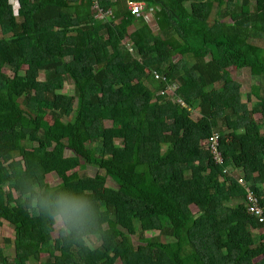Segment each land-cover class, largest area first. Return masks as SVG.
Wrapping results in <instances>:
<instances>
[{
    "label": "trees",
    "instance_id": "trees-1",
    "mask_svg": "<svg viewBox=\"0 0 264 264\" xmlns=\"http://www.w3.org/2000/svg\"><path fill=\"white\" fill-rule=\"evenodd\" d=\"M125 1L103 0V10L116 12L105 21L88 1L19 0L14 12L0 0V70L14 71L0 72V228L6 221L15 232L5 239L14 257L0 248V264H264V234H252L264 222L247 212L237 182L264 208V90L251 87L249 110L227 72L253 68L264 77V47L256 44L264 41V0H132L144 3L154 28ZM66 82L72 97L61 93ZM167 84L177 86L173 95ZM214 133L221 165L206 143ZM66 140L86 141L117 176L155 189L168 212H154L126 186L104 190L117 201L96 199L106 176L86 173L89 156H65ZM226 167L236 177L223 174ZM52 174L57 186L47 183ZM37 187L53 198L63 189L90 193L106 220L101 242L83 246L60 233L54 242L55 228L30 215L22 198ZM43 254L51 255L46 262Z\"/></svg>",
    "mask_w": 264,
    "mask_h": 264
},
{
    "label": "rangeland",
    "instance_id": "rangeland-1",
    "mask_svg": "<svg viewBox=\"0 0 264 264\" xmlns=\"http://www.w3.org/2000/svg\"><path fill=\"white\" fill-rule=\"evenodd\" d=\"M11 9L16 12L15 7H11ZM147 20L146 22L150 27L154 28L153 21L150 15V12L147 11L146 13ZM134 26L130 27L127 33V36L125 39L122 41L123 44H127L129 37L132 35L134 31ZM258 45L264 47V41L263 40H258L257 43ZM129 50V49H128ZM190 62H192L190 60ZM0 72L7 73L9 76H14V71L11 70L10 68L6 67ZM227 72L232 76L234 86L238 88L240 94H241V100L243 103H246L249 110L252 109L255 105L256 99L250 94V89L254 85L260 86L264 90V77H262L259 72L256 69L253 68H244V69H238L236 66L230 67ZM22 77V76H21ZM40 79L44 80L45 76L44 73L40 75ZM212 87L207 88V90H211ZM61 93L68 95V96H73V85L70 83H65L63 90ZM215 94L221 96L224 98L226 96V92L224 89L217 87L215 88ZM264 94V93H262ZM74 100L71 101L74 105ZM186 112V109H185ZM187 114L189 115L190 118L193 120H198L200 118V114L195 110H189L187 111ZM250 119L251 120H256L260 118L259 114H252L250 113ZM105 128L107 130L110 129V123L105 122ZM261 132H264V123L261 125ZM29 147L32 146V143L28 142L27 144ZM65 156H74L76 154H83L85 156L91 157L90 162L87 164L86 168V173L89 176H94L96 173H99L100 175H105L106 176V183L103 186H99L96 188L94 192V197L98 200H104V201H117V199L110 194H106L104 192L105 189H108L110 191H117L121 186L125 187L130 190L133 194H135L137 197L144 199L145 201L148 202V205L151 207V209L154 212L157 213H167V206L165 205V201L162 200L160 195H158L157 191L155 189H152L149 187V185H137L133 186L130 185L128 176L124 175V177L117 176L116 172H114V169L112 166H110L109 163H104V162H99L94 159L93 154L90 153L91 150L89 148V145L86 141L84 145H79V146H71L69 141H65ZM93 152V151H92ZM234 172L231 171V175L236 177V174H233ZM220 181L223 182V179L220 178ZM47 183L51 186H57L60 183V180L55 174H52L48 177ZM263 189V196H264V185L262 186ZM228 204V203H227ZM232 205V203L230 204ZM190 209L193 214L197 212V209L194 206H190ZM175 227H179L180 224L179 222H174ZM259 234L264 233V228L257 231ZM253 233L255 236V239L258 241V233ZM145 236L150 237V236H156L158 233L156 231H145L144 232ZM53 239L58 240L59 237V232L55 229L53 232ZM15 238V232L14 229L9 225L8 222L4 221L3 226L0 228V248H2L5 252L6 255L9 257H14V248L9 247L5 243V239H14ZM167 241L170 242V246L168 248L169 252L177 258L179 249L177 248V245L175 243V238H168ZM133 242L136 244V238H133ZM94 246L97 245V243H93ZM59 251L55 249L52 253V255H58ZM51 255L43 254L42 255V262H46V260L50 257ZM12 259V258H10Z\"/></svg>",
    "mask_w": 264,
    "mask_h": 264
},
{
    "label": "clouds",
    "instance_id": "clouds-1",
    "mask_svg": "<svg viewBox=\"0 0 264 264\" xmlns=\"http://www.w3.org/2000/svg\"><path fill=\"white\" fill-rule=\"evenodd\" d=\"M34 191L31 197H22L26 210L50 222L66 241L88 246L106 235L104 213L90 193L63 189L53 198L51 193L41 195L38 187Z\"/></svg>",
    "mask_w": 264,
    "mask_h": 264
},
{
    "label": "built area",
    "instance_id": "built-area-1",
    "mask_svg": "<svg viewBox=\"0 0 264 264\" xmlns=\"http://www.w3.org/2000/svg\"><path fill=\"white\" fill-rule=\"evenodd\" d=\"M67 1H75V2H83L88 1L91 4V9L95 13V17L99 20H115L116 12L112 9L103 10L100 6L103 0H67ZM110 2H115L116 0H109ZM9 5L11 7H15L18 9L19 7V0H9ZM125 5L127 10L130 12L132 16H143L144 20H147L146 13L147 10L145 9V5L143 2L139 1H132L126 0ZM16 9V11H17ZM158 77V76H156ZM177 88L175 84H167L166 92L169 95H173L174 90ZM181 106H184L183 102L179 99L175 100ZM208 149L212 155L214 162L218 165L223 163V159L219 152V142H218V135L216 133L212 134L207 140ZM231 168L226 167L222 169L223 174H231ZM238 184L244 187L245 189V200H246V207L247 212L251 215L255 216L259 222H264V208L259 204L257 196L250 190L248 187L244 185L242 179L237 180Z\"/></svg>",
    "mask_w": 264,
    "mask_h": 264
},
{
    "label": "crops",
    "instance_id": "crops-1",
    "mask_svg": "<svg viewBox=\"0 0 264 264\" xmlns=\"http://www.w3.org/2000/svg\"><path fill=\"white\" fill-rule=\"evenodd\" d=\"M263 228H264V227H263ZM263 228H261V229H263ZM261 229H260V230H261ZM257 231H259V230H257V229L252 230V234H253V233H256ZM257 233H258V232H257ZM262 234H264V233H262ZM259 235H260V234L258 233V236H259Z\"/></svg>",
    "mask_w": 264,
    "mask_h": 264
}]
</instances>
